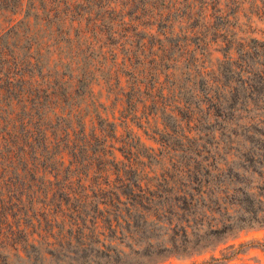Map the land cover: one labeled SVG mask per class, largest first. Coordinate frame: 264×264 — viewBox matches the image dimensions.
Returning a JSON list of instances; mask_svg holds the SVG:
<instances>
[{
    "label": "rangeland",
    "instance_id": "rangeland-1",
    "mask_svg": "<svg viewBox=\"0 0 264 264\" xmlns=\"http://www.w3.org/2000/svg\"><path fill=\"white\" fill-rule=\"evenodd\" d=\"M0 264H264V0H0Z\"/></svg>",
    "mask_w": 264,
    "mask_h": 264
},
{
    "label": "trees",
    "instance_id": "trees-1",
    "mask_svg": "<svg viewBox=\"0 0 264 264\" xmlns=\"http://www.w3.org/2000/svg\"><path fill=\"white\" fill-rule=\"evenodd\" d=\"M60 241L63 242L62 239Z\"/></svg>",
    "mask_w": 264,
    "mask_h": 264
}]
</instances>
